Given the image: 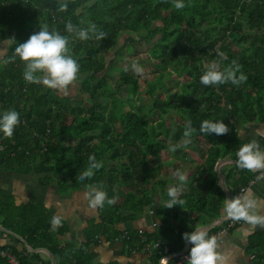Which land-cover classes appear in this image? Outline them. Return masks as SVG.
I'll return each instance as SVG.
<instances>
[{
  "label": "trees",
  "instance_id": "1",
  "mask_svg": "<svg viewBox=\"0 0 264 264\" xmlns=\"http://www.w3.org/2000/svg\"><path fill=\"white\" fill-rule=\"evenodd\" d=\"M63 3L68 7L61 11ZM184 3V8L176 9L173 0H0V44L15 37L0 60V112L15 110L20 119L13 137L0 133V170L33 174L42 186H57L61 194L90 190V186L107 194L100 224L89 229L87 240L81 246H61L58 239L66 234L64 224L52 230V217L44 206L17 207L0 189V225L22 236L31 248L48 249L55 264H93L90 247L96 237H121L124 230L120 227L145 210H156L161 223L156 232L146 233L147 241L159 240L171 253H181L188 245L184 233L220 220L228 196L233 199L264 173V169L239 168L235 156L241 144L250 142L242 139L239 129L264 124V0ZM68 22L84 28L93 24L105 35L96 40L89 33L88 40H80L66 31ZM45 25L68 38L69 54L80 65L81 93L90 103L23 79L24 62L14 48ZM122 34L128 36L120 43ZM137 42L149 45L148 52L160 69L186 79L177 95H169V102L161 106L165 117L172 109L177 112L174 126L165 117L153 125L142 115L139 77L118 68L125 54L136 53ZM212 62L220 71L235 62L239 66L236 77L243 74L245 79L239 85L231 81L201 84L200 76ZM119 71V81L113 86L115 78L110 74ZM204 120L223 122L228 131L223 135L201 133ZM188 121L193 131L185 137ZM184 139L198 144L201 164L188 180V192L180 195L184 203L164 208L167 182L158 181L153 191L148 189L164 169L159 154ZM201 140L205 143L200 147ZM257 143L264 150V138ZM90 155L101 167L81 181L77 175L87 168ZM221 160L234 161L221 169L228 193L216 171ZM159 186L165 190L161 203ZM107 199L115 203L110 205ZM229 223L206 233L213 236ZM127 230L129 240L124 243L132 252L140 242L139 232ZM16 242V246L0 247L10 249L22 264H32L31 257L52 264L49 257L42 260L41 254H31L21 241ZM247 252L250 264H264V231L251 237ZM161 258L155 251L149 264H160ZM0 264L7 260L0 259Z\"/></svg>",
  "mask_w": 264,
  "mask_h": 264
},
{
  "label": "crops",
  "instance_id": "2",
  "mask_svg": "<svg viewBox=\"0 0 264 264\" xmlns=\"http://www.w3.org/2000/svg\"><path fill=\"white\" fill-rule=\"evenodd\" d=\"M239 134L244 140H250V142L255 140L257 142L259 139L264 138V124H248L242 126L239 129ZM201 141L203 144L205 143L203 140ZM168 154L170 155L168 157L169 159L165 160L167 165L164 163L162 165L168 169L171 168L172 172L164 175V167L163 172L159 175V184L161 181L167 182L165 190H168L170 187L179 185L180 182L177 176L178 172L185 174L187 180L184 183L181 192V195H184L189 189L188 180L201 164L198 144L192 140L184 139L173 145L172 149L168 151ZM170 161L172 162L170 163ZM229 163H234V161H223L220 168V174L222 167ZM172 165H174L175 168H172ZM181 168H184L185 171H182ZM0 189L8 198H13V202H15L17 207L42 205L51 217L59 215L61 217V225L64 224L67 227L66 234L59 236L58 239L61 246L71 243L81 246L82 243L87 240V236L90 235L89 229L95 224H100L101 207L94 208L89 203L86 194L89 193L90 190H80L70 194H61L57 186H42L39 182V178L33 174L22 175L17 172L4 170H0ZM165 190L159 186V203H161L160 194ZM249 190L250 194L256 199V214L264 215V173L249 184L246 193H248ZM229 218L230 217H228L224 210L221 219ZM155 224H157L156 227ZM221 224L215 222L209 226L200 227L199 229H203V231L207 232L210 228ZM160 225L161 223L157 218L156 210H145L141 217L128 224L122 225L120 229L142 230L146 233H154ZM261 231H264V225L258 224L253 226L244 222L236 228L231 230L222 228L218 233L214 234L213 236L218 235L216 239L217 252L223 258V264H250L251 257L247 252L250 239L255 233ZM9 236L10 235L0 231V246L17 245L16 239ZM90 252L93 264L150 263L149 254L147 255L143 252H130L125 243L120 240V237L116 239L96 237L95 242H93L90 247ZM39 254L42 255V260H45L46 257H48L45 253ZM30 262L32 264H42V261H38L32 257L30 258ZM218 264H220L219 261Z\"/></svg>",
  "mask_w": 264,
  "mask_h": 264
},
{
  "label": "clouds",
  "instance_id": "3",
  "mask_svg": "<svg viewBox=\"0 0 264 264\" xmlns=\"http://www.w3.org/2000/svg\"><path fill=\"white\" fill-rule=\"evenodd\" d=\"M176 9L185 7L184 0H173ZM68 4L63 3L60 10L67 9ZM66 31L75 33L80 40H88L89 33H92L96 40L104 37L103 31H96V27L90 24L87 28L78 27L71 22L66 23ZM15 40L10 37L9 42ZM68 38L56 31H49L47 26H43L39 31L34 32L29 38L19 43L14 48V53L24 62L23 79L28 83H36L55 89L57 92L65 93L69 86L78 79L80 65L76 59L69 54ZM136 71H142L137 65H133ZM239 66L233 62L232 66L225 68L223 71L218 70L216 62L208 64L205 71L200 76V83L209 85H221L231 81L239 85L244 79L241 74L236 77ZM19 113L15 110H6L0 112V133L6 138L14 135L16 127L19 125ZM200 132L208 135H223L228 129L223 122H213L204 120L200 125ZM193 129L191 121H188L184 136L188 137ZM236 164L241 169L257 170L264 169V150L253 140L243 143L235 152ZM101 167V163L96 161L94 155L88 157L87 168L79 172L77 177L83 181L85 178H91L94 171ZM179 185L170 187L167 190L166 201H163L164 208H172L176 205H182L184 201L180 199L182 188L187 180L185 174L177 173ZM92 207H103L107 194L105 191L90 186V192L86 194ZM108 204L115 203L114 199H107ZM47 206V205H46ZM256 199L248 193L242 194L224 203V210L228 217L235 220H243L250 225H264V215L256 214ZM51 229L56 230L61 225V217L54 215L51 218ZM183 239L187 244H191L187 264H223V258L217 252V240L214 236H208L203 230H194L186 232ZM167 259L161 258V264H166Z\"/></svg>",
  "mask_w": 264,
  "mask_h": 264
},
{
  "label": "rangeland",
  "instance_id": "4",
  "mask_svg": "<svg viewBox=\"0 0 264 264\" xmlns=\"http://www.w3.org/2000/svg\"><path fill=\"white\" fill-rule=\"evenodd\" d=\"M157 25H159V23H157ZM127 36H128L127 34H122L121 36L122 40L120 41V43H122L124 38H126ZM10 46H11V42L9 41H5L2 44H0V60H3L4 57L8 54ZM135 48L137 49L136 53L134 52V54L132 55L125 54L126 57L124 58V60L119 61L117 65L121 71L134 72L139 77L142 95L140 96L141 101L138 102V106L140 107L141 112H143L142 115H144V117H147L150 120V122L153 125H155L158 121H160L161 117H165L162 115L161 106L164 107L169 102L170 100L168 99L169 95L170 96L177 95L178 91H180L181 89L182 83L186 79L179 80L177 75L175 73L173 74L172 70L170 69H168L165 72L162 69H160L159 62L151 58L148 52L149 45L146 44V42L145 43L137 42L135 45ZM233 48L234 50H239V47L237 45H234ZM115 50L116 48L113 49V51ZM133 65H137L139 68H142V71H136L133 68ZM217 67L219 69L218 64H217ZM110 75L113 76V78H115L111 80V84L115 86L117 82L119 81L120 71L115 72V73L112 72ZM81 90H82L81 83L79 82V80H77V82H75L71 86V88L66 91V94L65 93L64 94L67 96H71V97L74 96L79 99L85 98L86 103H90L89 100H86L87 95H83L81 93ZM126 96L127 94L124 93V97ZM176 113L177 112H175L172 109L170 110L169 114L165 117L168 125L174 126L175 121H176ZM203 145L204 144L201 141L200 147ZM169 156L170 155L168 154V151H163L161 154H159V161L162 164L163 163L166 164L165 160L169 159L168 158ZM171 162L172 161H170V163ZM171 167L175 168L174 165H172ZM181 169L182 171H185L184 168H181ZM171 172H172L171 168L168 169L165 167L164 175H167L168 173H171ZM158 181H159V176L158 178H156L153 184L154 186L151 185V188H149L148 190L153 191Z\"/></svg>",
  "mask_w": 264,
  "mask_h": 264
},
{
  "label": "built area",
  "instance_id": "5",
  "mask_svg": "<svg viewBox=\"0 0 264 264\" xmlns=\"http://www.w3.org/2000/svg\"><path fill=\"white\" fill-rule=\"evenodd\" d=\"M29 1V0H26ZM3 149V148H1ZM248 187L242 188L240 192L234 197H238L242 194H245L247 192ZM230 223L226 229H233L243 224L241 220H235L233 218H230L228 220ZM157 224H155V227ZM139 232V240L140 242L136 244L135 248L132 249V252H143L145 254H152L155 251H158L162 258L167 259L166 264H169L171 260L175 261V264H187V258L189 255L190 247H186L185 250L181 253H171L170 249L167 245L162 243L161 241H154V242H148L146 238V232L140 230ZM120 239L124 242L125 240H129V231L124 230L122 232ZM218 235H215L214 237L217 239ZM0 259L7 260V264H22L21 261L11 253L10 249H5L0 247ZM252 260V258H251ZM161 264V261H160Z\"/></svg>",
  "mask_w": 264,
  "mask_h": 264
},
{
  "label": "water",
  "instance_id": "6",
  "mask_svg": "<svg viewBox=\"0 0 264 264\" xmlns=\"http://www.w3.org/2000/svg\"><path fill=\"white\" fill-rule=\"evenodd\" d=\"M223 161H224V160H221V161H219V162L217 163V165H216V171L218 172V174H219V176H220V179H221V182H222V184H223V186H224L225 191L228 192L227 189L225 188L223 178H222V176H221V174H220V168H221V164L223 163ZM228 200H231V198H230L229 196H228ZM229 219H230V218H229ZM229 219H220L219 221H216V223H217V224H219V223L221 224V223H223V222H225V221H228ZM199 230H203V229H199ZM0 231H2V232H4L5 234L10 235V236L14 237L15 239L21 241V242L24 244L25 248H26L30 253H45V254L48 255V257L50 258L51 263H52V264H55V262H54V256H53V254H52L48 249H42V248H40V249H33V248H31V247L29 246V244L26 242V240H25L22 236H20V235L14 233V232H12L11 230H8V229L4 228V227L1 226V225H0ZM187 247H190V244H188Z\"/></svg>",
  "mask_w": 264,
  "mask_h": 264
}]
</instances>
